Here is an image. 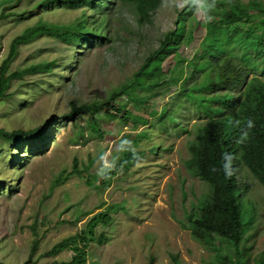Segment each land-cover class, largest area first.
I'll return each instance as SVG.
<instances>
[{"label": "rangeland", "instance_id": "rangeland-1", "mask_svg": "<svg viewBox=\"0 0 264 264\" xmlns=\"http://www.w3.org/2000/svg\"><path fill=\"white\" fill-rule=\"evenodd\" d=\"M259 1L264 5V0ZM177 3L187 2L162 0L151 22L141 26L133 21L129 6L120 4L109 26L111 39L92 45L73 46L44 34L18 45L7 72L56 62L48 70L12 78L0 99V130L33 129L49 120L43 139L23 136L8 142L0 137V264L68 260L76 253L71 243L56 254L47 252L76 236L97 212L107 213L109 221L98 220L92 227L95 235L102 234L100 240L77 242L85 252L82 264H235L236 256L231 262L221 260L187 228L194 204L210 191L185 165L188 145L203 119L186 110V102L173 105L177 85L142 103L125 93L114 98L131 115L149 118L133 130L131 122L123 120V111L115 113L105 106L111 91L132 78L157 47L159 37L179 25L177 13L184 6ZM1 10L9 16L0 20V61L10 40L27 26L38 20L68 24L81 13L77 7L55 1L41 5L40 0H0ZM185 27L178 48L184 59L198 54L203 42L211 48L219 46V38L205 27L203 10L197 12L196 6ZM190 31L192 38L187 41ZM172 65L173 53L165 58L163 68ZM72 104L84 109L71 116ZM165 110L180 120L175 131ZM127 132L136 134L133 146L141 155L102 179L98 170L121 156L120 138ZM237 179L246 186L239 196L242 221L248 228L243 258L257 264L264 250V189L241 164Z\"/></svg>", "mask_w": 264, "mask_h": 264}, {"label": "trees", "instance_id": "trees-1", "mask_svg": "<svg viewBox=\"0 0 264 264\" xmlns=\"http://www.w3.org/2000/svg\"><path fill=\"white\" fill-rule=\"evenodd\" d=\"M53 1L80 8L81 13L68 24L38 20L10 40L8 51L0 61V99L5 96L12 78L48 70L56 62L42 61L7 72L20 43L42 34L81 47L84 44L92 45L95 40H110L109 26L118 5L127 4L133 21L141 26L151 22L152 14L162 0H40V4L48 5ZM208 2L211 3V0ZM194 7L192 0H187L177 13L179 25L159 37L157 47L148 52L132 78L111 91L105 106L115 113L123 111V120L125 118L126 122H131L133 130L139 123L146 125L149 118L131 115L121 104H115L114 98L125 93L131 101L142 103L150 96L157 97L170 86L177 85L178 92L173 105L180 107L186 102V110L194 112L196 119H203L196 127L194 140L188 145L189 157L185 165L207 183L210 191L194 204L187 228L192 238L215 250L221 260L229 258L231 262V256L234 255L237 257L235 264H248L242 252V249L245 250L242 241L248 228L242 221L239 204L241 189L246 186L237 179V167L239 164L245 166L264 189V5L259 0H215V7L208 13L213 19L205 22V27L219 38V46L211 48L207 42H203L198 54L186 60L179 54L178 48L185 36V21ZM213 11H219L218 15L214 16ZM8 16L9 13L0 11V20ZM191 38L190 31L186 40ZM171 53L173 65L164 70L163 61ZM185 66L189 71H185ZM79 109L84 107L72 104L70 115ZM164 116L168 117L175 131L180 124L176 113L165 110ZM48 123L49 120L40 127L27 130L1 129L0 137L8 142H15L23 136L43 139L42 132ZM135 137L136 134L127 132L120 138L122 150L114 163L115 169H125L129 162L141 155V151L135 150L133 153L124 150L123 142L131 141L133 145ZM223 154L232 157L233 171L230 177H226L222 170ZM246 204L251 211L252 206ZM98 220L108 223V214L97 212L76 236L56 243L48 254L58 253L69 243L73 244L76 253L68 260H53L51 264H82L85 252L77 242L101 239L102 234L95 235L92 232ZM223 250H226L225 255L221 252ZM205 264L219 263L208 261ZM257 264H264V250Z\"/></svg>", "mask_w": 264, "mask_h": 264}, {"label": "clouds", "instance_id": "clouds-1", "mask_svg": "<svg viewBox=\"0 0 264 264\" xmlns=\"http://www.w3.org/2000/svg\"><path fill=\"white\" fill-rule=\"evenodd\" d=\"M187 0H185V3ZM193 4L196 6L197 12H200L203 10L204 12V21L205 22H210L213 17L208 14L214 7H215V0H211V3L208 2V0H192ZM178 7H183L184 5L181 3H177ZM251 121H249V127H251ZM123 147L124 150L126 151H132L133 153L135 152V149L132 145L131 141H124L123 142ZM223 164H222V170L225 174L226 177H230L232 174V157L230 154H223L222 156ZM115 167V164H105L102 168H100L97 172V175L101 177L102 179H109L110 178V172L113 170Z\"/></svg>", "mask_w": 264, "mask_h": 264}]
</instances>
